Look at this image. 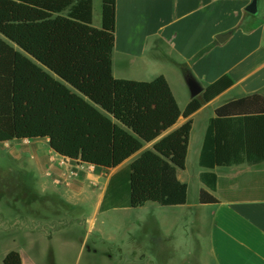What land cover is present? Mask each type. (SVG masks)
<instances>
[{
	"label": "trees",
	"instance_id": "obj_1",
	"mask_svg": "<svg viewBox=\"0 0 264 264\" xmlns=\"http://www.w3.org/2000/svg\"><path fill=\"white\" fill-rule=\"evenodd\" d=\"M115 33L116 0H103L100 29L93 26V0H0V144L49 139L65 159L116 169L234 85L223 76L182 113L165 77L114 78ZM191 130L189 121L114 174L101 211L185 205L188 187L178 171L186 168ZM262 162L264 97L218 108L201 167ZM201 181L214 191L217 176L203 173ZM199 201L219 203L207 190ZM3 264H23L21 254L10 252Z\"/></svg>",
	"mask_w": 264,
	"mask_h": 264
},
{
	"label": "crops",
	"instance_id": "obj_2",
	"mask_svg": "<svg viewBox=\"0 0 264 264\" xmlns=\"http://www.w3.org/2000/svg\"><path fill=\"white\" fill-rule=\"evenodd\" d=\"M252 1L116 0L115 79L152 82L165 77L182 113L194 99L187 75L203 90L223 76L234 81L230 89L188 119L180 117L176 126L157 141L146 144L119 168L95 167L90 172L76 169L75 183L73 178L69 186L57 185L56 180L70 176L72 171L66 173L65 168H74L75 162L64 166L65 158L51 149L49 139L21 140L35 146L27 156L47 182L41 183V193L74 199L89 191L97 198L99 214L118 210L101 211L114 174L142 153L153 150L159 140L192 122L186 168L178 171V179L188 187L187 203L176 207L149 203L138 208L152 209L150 223L155 247L151 255L136 258V264H159L161 251L156 246L166 242L171 243L170 259L174 264H264V162L215 169L200 165L209 122L216 118V110L254 94L264 97V0H257V15L246 11ZM102 2L93 0V26L97 29L102 27ZM92 127L98 129L96 123ZM14 143L20 141L6 143L7 148ZM207 172L217 176L214 191L201 181V175ZM201 190L210 192L219 203L201 204ZM146 224L143 223L144 227ZM18 227L22 234L16 236L14 230ZM58 227L60 224L55 221L46 220L15 224L14 218L0 214V231L10 237L0 251V264L12 251L21 254L23 264H57L56 243L51 256L47 244L54 242ZM81 250L84 252L86 247ZM89 251L96 253L92 248ZM108 254L110 260L125 263L120 248L111 247Z\"/></svg>",
	"mask_w": 264,
	"mask_h": 264
},
{
	"label": "rangeland",
	"instance_id": "obj_3",
	"mask_svg": "<svg viewBox=\"0 0 264 264\" xmlns=\"http://www.w3.org/2000/svg\"><path fill=\"white\" fill-rule=\"evenodd\" d=\"M7 147L0 145V214H7L20 225L43 220L60 224L54 242L47 244L50 256L56 250L57 264H119L108 258L111 247L122 250L124 264H136V258L152 254L155 247L150 223L154 215L152 209H118L97 214V198L89 191L74 199L43 194L40 186L47 182L27 156L35 146L20 141ZM70 167L65 168L66 173L76 171ZM75 180L77 178L74 183ZM143 223H147L145 227ZM157 232L161 234V230ZM14 233L22 234L21 227ZM9 239L0 231V251ZM53 243H56L55 250ZM170 244L156 246L161 251L159 264H174L170 259ZM83 246L86 247L84 252ZM90 248L96 253L90 252Z\"/></svg>",
	"mask_w": 264,
	"mask_h": 264
},
{
	"label": "water",
	"instance_id": "obj_4",
	"mask_svg": "<svg viewBox=\"0 0 264 264\" xmlns=\"http://www.w3.org/2000/svg\"><path fill=\"white\" fill-rule=\"evenodd\" d=\"M246 11L252 15H257L258 14L257 0H253L247 6ZM218 40L221 41V38H218ZM186 81H187V84L189 86V89H190V92L193 98L199 97L203 94L204 92L203 88L191 75L186 76Z\"/></svg>",
	"mask_w": 264,
	"mask_h": 264
},
{
	"label": "built area",
	"instance_id": "obj_5",
	"mask_svg": "<svg viewBox=\"0 0 264 264\" xmlns=\"http://www.w3.org/2000/svg\"><path fill=\"white\" fill-rule=\"evenodd\" d=\"M4 146H8L7 144H4ZM65 162L63 163L64 166H67V165H70V163L72 162L71 160L69 159H64ZM75 169L79 170V171H93L95 169V166H92V165H87V164H82L80 162H75V165L73 166ZM78 176V173H75V172H71L70 176L66 179H64L63 181L61 180H56L55 183L57 185H65V186H69L70 185V182L71 180Z\"/></svg>",
	"mask_w": 264,
	"mask_h": 264
}]
</instances>
